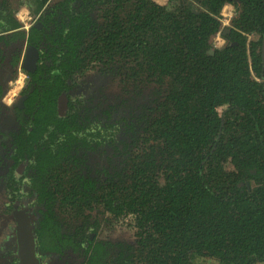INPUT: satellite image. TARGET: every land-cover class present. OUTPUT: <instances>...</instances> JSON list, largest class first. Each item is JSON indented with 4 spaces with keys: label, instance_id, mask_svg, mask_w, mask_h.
Returning <instances> with one entry per match:
<instances>
[{
    "label": "trees",
    "instance_id": "1",
    "mask_svg": "<svg viewBox=\"0 0 264 264\" xmlns=\"http://www.w3.org/2000/svg\"><path fill=\"white\" fill-rule=\"evenodd\" d=\"M16 1L47 6L27 105L41 101L34 116L59 137L32 139L30 163L57 181L41 205L66 222L46 253L104 227L92 249L75 243L90 263L99 249L100 264H264V0ZM15 10L0 0V33L19 28ZM103 82L119 92L85 95Z\"/></svg>",
    "mask_w": 264,
    "mask_h": 264
},
{
    "label": "flooded vegetation",
    "instance_id": "2",
    "mask_svg": "<svg viewBox=\"0 0 264 264\" xmlns=\"http://www.w3.org/2000/svg\"><path fill=\"white\" fill-rule=\"evenodd\" d=\"M10 2L13 8L16 9L14 17L20 26L3 34L16 36L24 33L26 42L20 46V51L2 48L1 56L4 53L6 54L4 62L0 57L2 62V66L0 63V264H20L18 231L19 228L26 230L29 225L33 230L36 253L39 255L41 264H61L60 259L64 260V264H100V261L103 263L104 253L99 249L94 254L97 261L90 263L92 252L94 253V251H86L85 254L83 249L77 247V244L86 236L72 238V233H68V236L74 244L68 247L63 252V255L54 254L53 256L46 253L44 245L54 242L49 234L50 231H59L60 222L66 221L59 212L57 203L48 210L46 208L44 210L43 205H41V202L46 201L47 195L53 190L50 185H56L57 181L55 180V183H52L49 176V178L46 176L40 177L36 174L35 167L30 161L40 154L39 150L41 148L31 140L42 139V136L45 135L49 138L48 141L52 143L51 140L57 141L59 133L57 131L55 133L51 131L42 132L43 125L40 128L41 120L34 116L40 110L41 101L30 102L29 106L27 105L28 96L32 94L34 88L33 77L38 70V66L34 72H31L24 69L23 63L28 47L33 45L29 42L33 29L41 30L44 27V24L40 23L47 6L36 18H33L34 14L28 7L20 6V2L16 0H10ZM22 11H24L23 17H21ZM229 25H224L223 23L222 30L227 31L226 28ZM219 34L223 37L222 33ZM28 66L30 67L29 64ZM102 84L107 85L112 90L118 89L117 83L111 85V82H103L100 83L99 87ZM98 89L100 90L98 87L92 90L91 98L94 101H98L104 95H107L101 94V97L98 98V93H96ZM88 94L89 92L86 91L85 95L87 96ZM23 97H26V99L21 100ZM22 140L23 148H20ZM42 149L45 150L44 148ZM21 154H23L24 158L21 157ZM18 159L24 160L23 163L18 162ZM83 164L81 169L85 173V167H87L88 163L85 162ZM13 174L19 176L18 178L23 177L19 183L16 182ZM66 228L67 225L62 226L61 231L64 232ZM31 229H29L30 233ZM104 229L103 227L96 233H89L85 243L81 242L87 248L91 247L92 249L93 245L90 246V244L94 240V242L106 241L105 235L109 232ZM117 241L119 240L117 239ZM75 243L77 244L75 245ZM52 257H55V259ZM81 257L85 258V261L81 260Z\"/></svg>",
    "mask_w": 264,
    "mask_h": 264
},
{
    "label": "water",
    "instance_id": "3",
    "mask_svg": "<svg viewBox=\"0 0 264 264\" xmlns=\"http://www.w3.org/2000/svg\"><path fill=\"white\" fill-rule=\"evenodd\" d=\"M36 17L37 15H33V18ZM40 24H42V22ZM208 53L210 55L213 54L214 49H211ZM39 58H40L39 49L33 45H30L26 51L25 61L23 63L24 69L34 72L38 66ZM28 64L30 65V67L28 66ZM25 99L26 97H23L21 100H25ZM29 229H31L30 225L26 230H21V228H19L18 231L19 257L21 258L20 264H41L39 255L36 253V247H35L36 244L34 241L33 230L31 229V233H30Z\"/></svg>",
    "mask_w": 264,
    "mask_h": 264
},
{
    "label": "built area",
    "instance_id": "4",
    "mask_svg": "<svg viewBox=\"0 0 264 264\" xmlns=\"http://www.w3.org/2000/svg\"><path fill=\"white\" fill-rule=\"evenodd\" d=\"M227 6H232L230 4L226 5L222 11V22L224 23V25H229L230 22H231V19L235 16L236 14V11L235 9L231 12V13H228V12H224L225 8ZM23 16H24V11H22ZM21 16V17H23ZM20 19V18H19ZM22 20V19H21ZM225 44V40L224 38L221 36V34H218L216 36V38L214 39V47L215 48H221L223 45ZM19 88V87H18Z\"/></svg>",
    "mask_w": 264,
    "mask_h": 264
},
{
    "label": "crops",
    "instance_id": "5",
    "mask_svg": "<svg viewBox=\"0 0 264 264\" xmlns=\"http://www.w3.org/2000/svg\"><path fill=\"white\" fill-rule=\"evenodd\" d=\"M234 6H227L224 10V12H228L231 13L234 10ZM5 32L0 33V57H1V53H2V48L4 49L5 47H7L15 38L14 36H12L11 34H3ZM1 66H2V62L0 61Z\"/></svg>",
    "mask_w": 264,
    "mask_h": 264
},
{
    "label": "rangeland",
    "instance_id": "6",
    "mask_svg": "<svg viewBox=\"0 0 264 264\" xmlns=\"http://www.w3.org/2000/svg\"><path fill=\"white\" fill-rule=\"evenodd\" d=\"M87 82H89V81H87ZM89 92V94L87 95L88 97H92V91H88ZM96 93H98V98H100L101 97V94H107V95H109V94H117L118 93V89L116 88V89H114V90H109V89H107V85H103L102 84V86H101V88H100V90L98 89L97 91H96ZM95 93V94H96ZM94 94V95H95ZM61 215H62V217L64 218V219H66L65 218V214H63V213H61ZM106 236V235H105ZM123 239H126V237L125 238H123ZM119 241H121L122 242V239H121V237L119 238ZM205 263H211V262H205Z\"/></svg>",
    "mask_w": 264,
    "mask_h": 264
},
{
    "label": "bare ground",
    "instance_id": "7",
    "mask_svg": "<svg viewBox=\"0 0 264 264\" xmlns=\"http://www.w3.org/2000/svg\"><path fill=\"white\" fill-rule=\"evenodd\" d=\"M21 16H23V14H21Z\"/></svg>",
    "mask_w": 264,
    "mask_h": 264
}]
</instances>
